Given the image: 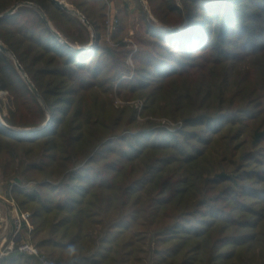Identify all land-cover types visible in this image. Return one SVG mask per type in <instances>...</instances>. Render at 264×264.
I'll return each instance as SVG.
<instances>
[{"label": "trees", "instance_id": "obj_1", "mask_svg": "<svg viewBox=\"0 0 264 264\" xmlns=\"http://www.w3.org/2000/svg\"><path fill=\"white\" fill-rule=\"evenodd\" d=\"M64 2L0 0L24 73L0 49V181L31 242L52 264H264V0Z\"/></svg>", "mask_w": 264, "mask_h": 264}, {"label": "built area", "instance_id": "obj_2", "mask_svg": "<svg viewBox=\"0 0 264 264\" xmlns=\"http://www.w3.org/2000/svg\"><path fill=\"white\" fill-rule=\"evenodd\" d=\"M83 20L84 16L79 14ZM117 23L114 11L107 15L108 30H112ZM19 185L12 181L9 186V194L0 199L5 210L0 212V258L11 252L17 251L32 256L38 260V264H52L49 258L42 253L30 240L28 219L30 212L22 211L14 199L10 190L13 186ZM10 224V225H9ZM28 232L24 234V232Z\"/></svg>", "mask_w": 264, "mask_h": 264}, {"label": "rangeland", "instance_id": "obj_3", "mask_svg": "<svg viewBox=\"0 0 264 264\" xmlns=\"http://www.w3.org/2000/svg\"><path fill=\"white\" fill-rule=\"evenodd\" d=\"M144 2V1H143ZM145 3V2H144ZM132 7H133V5H132ZM79 15V14H78ZM132 15H135V14H132ZM151 15V14H150ZM131 21V23H130V26H131V24H132V20H130ZM129 35L130 36H132V35H134V33H135V28H132V26L130 27V29H129ZM135 46V45H134ZM8 53V55L13 59V61H14V63H15V60H16V58L14 57V55H13V53H11V52H7ZM18 62V61H17ZM129 64L130 65H132L130 62H129ZM16 65V64H15ZM21 73H23V72H21ZM24 74V73H23ZM0 91L2 92L1 94H0V117H1V121H0V124H2V121L4 122V120H3V115L4 114H6L7 113V96H6V94H7V91H5V90H2V89H0ZM115 105H118V104H120L121 103V101H120V99H118L117 97L115 98ZM136 106H138V108H140L141 107V104H142V101L141 100H139V99H136L135 101H132ZM138 120H140V121H144L145 120V118H138ZM158 120H161L162 122H167V123H169L168 121H167V119L166 118H159ZM161 122V123H162ZM5 123V122H4ZM6 124V123H5ZM175 126V125H177V124H174V123H169V124H167V126ZM11 128H18V127H11ZM10 128V129H11ZM9 194V190H7V184H6V182H2V181H0V199H2L3 197H6L7 195ZM13 195V194H12ZM13 197H14V195H13ZM15 199V198H14ZM3 200V199H2ZM16 200V199H15ZM5 210V207H3L2 205H1V202H0V212L2 213V211H4ZM23 211V210H22ZM29 212V211H28ZM10 225V224H9ZM26 233H28L27 231L26 232H24V234H26Z\"/></svg>", "mask_w": 264, "mask_h": 264}, {"label": "water", "instance_id": "obj_4", "mask_svg": "<svg viewBox=\"0 0 264 264\" xmlns=\"http://www.w3.org/2000/svg\"><path fill=\"white\" fill-rule=\"evenodd\" d=\"M55 1H56V3H57L59 6L65 8V9H70L69 6H68V4L65 3L64 0H55ZM22 3H23V4H31V3H29V2H20V3H16V4H14L11 8H9L6 12H4L3 15H7V14L12 13V12L17 8V6H18L19 4H22ZM72 11L75 12V13H77V14H80L78 11H75V10H72ZM0 16H1V15H0ZM83 20H84L85 22H87V20H86L85 18H83ZM173 29H177V27L168 28V30H173ZM0 49H1L2 51H4V52H10V51L8 50V48H7L6 46L2 45L1 43H0ZM80 49H81V50H86L87 48H86V47H81ZM15 64H16L17 68H18L21 72H23V69H22V67L20 66V64L17 62V60H15ZM29 85H30V88H31V89H32V90L38 95V93H37L35 87L32 85L31 82H29ZM1 120H2V119H1V117H0V121H1ZM48 122H49V121H47L44 125H47ZM2 124H3V125H6L3 121H2ZM10 128H11V127H10ZM11 129H12V130H15V131H20V132H34V131H36V130L41 129V127H31V128H11Z\"/></svg>", "mask_w": 264, "mask_h": 264}, {"label": "clouds", "instance_id": "obj_5", "mask_svg": "<svg viewBox=\"0 0 264 264\" xmlns=\"http://www.w3.org/2000/svg\"><path fill=\"white\" fill-rule=\"evenodd\" d=\"M66 252L71 255V256H75L76 254V247L74 245H69L66 249Z\"/></svg>", "mask_w": 264, "mask_h": 264}, {"label": "bare ground", "instance_id": "obj_6", "mask_svg": "<svg viewBox=\"0 0 264 264\" xmlns=\"http://www.w3.org/2000/svg\"><path fill=\"white\" fill-rule=\"evenodd\" d=\"M2 92L0 91V94H1Z\"/></svg>", "mask_w": 264, "mask_h": 264}]
</instances>
